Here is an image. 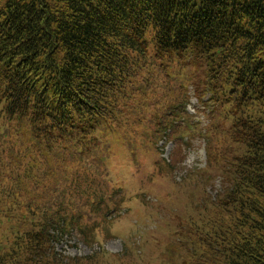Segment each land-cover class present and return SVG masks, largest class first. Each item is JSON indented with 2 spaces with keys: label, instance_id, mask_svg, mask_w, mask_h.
<instances>
[{
  "label": "trees",
  "instance_id": "16d2710c",
  "mask_svg": "<svg viewBox=\"0 0 264 264\" xmlns=\"http://www.w3.org/2000/svg\"><path fill=\"white\" fill-rule=\"evenodd\" d=\"M104 131L206 141L200 200L150 262L54 249L125 201ZM0 264H264V0H0Z\"/></svg>",
  "mask_w": 264,
  "mask_h": 264
},
{
  "label": "rangeland",
  "instance_id": "374dc122",
  "mask_svg": "<svg viewBox=\"0 0 264 264\" xmlns=\"http://www.w3.org/2000/svg\"><path fill=\"white\" fill-rule=\"evenodd\" d=\"M189 93L199 110L198 116H205L202 126L208 121L205 115L208 110H204L207 105L198 98L193 84L189 86ZM100 136L110 144L113 155L109 177L114 186L122 187L125 201H117V205L113 204L109 209L107 203L101 201L100 212L104 220L97 221L102 229L98 230L92 243L76 228L58 237L54 249L72 259L97 250L126 253L134 244L138 255L140 252L147 254L150 262L156 251L176 234L177 225H182L183 217L191 211L192 201L200 200L201 182H193L186 174H189L188 170L196 169L194 165H200L199 170L205 166L206 141L200 134L193 135L189 146L161 137L156 144L155 140L154 143L149 140L143 149L139 145L131 148L129 142L115 133L111 135L104 131ZM130 140L137 144L133 138ZM183 176L186 177L182 180ZM219 186L220 179H217L215 188ZM215 188H210V193L215 194Z\"/></svg>",
  "mask_w": 264,
  "mask_h": 264
}]
</instances>
